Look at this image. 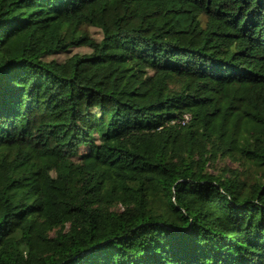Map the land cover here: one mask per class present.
<instances>
[{
    "label": "trees",
    "instance_id": "1",
    "mask_svg": "<svg viewBox=\"0 0 264 264\" xmlns=\"http://www.w3.org/2000/svg\"><path fill=\"white\" fill-rule=\"evenodd\" d=\"M0 264H264V0H0Z\"/></svg>",
    "mask_w": 264,
    "mask_h": 264
},
{
    "label": "rangeland",
    "instance_id": "2",
    "mask_svg": "<svg viewBox=\"0 0 264 264\" xmlns=\"http://www.w3.org/2000/svg\"><path fill=\"white\" fill-rule=\"evenodd\" d=\"M79 104L82 112L84 113L81 122L88 128L93 127L98 115L97 100L92 97L86 99L81 98L79 100ZM80 150L82 151L83 148Z\"/></svg>",
    "mask_w": 264,
    "mask_h": 264
},
{
    "label": "built area",
    "instance_id": "3",
    "mask_svg": "<svg viewBox=\"0 0 264 264\" xmlns=\"http://www.w3.org/2000/svg\"><path fill=\"white\" fill-rule=\"evenodd\" d=\"M189 119V115L188 114H184L183 115V119L180 121L182 124H184L187 120Z\"/></svg>",
    "mask_w": 264,
    "mask_h": 264
}]
</instances>
